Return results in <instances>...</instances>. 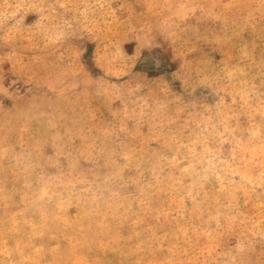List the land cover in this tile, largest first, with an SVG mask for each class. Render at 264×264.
Masks as SVG:
<instances>
[{
  "label": "rangeland",
  "instance_id": "374dc122",
  "mask_svg": "<svg viewBox=\"0 0 264 264\" xmlns=\"http://www.w3.org/2000/svg\"><path fill=\"white\" fill-rule=\"evenodd\" d=\"M0 264H264V0H0Z\"/></svg>",
  "mask_w": 264,
  "mask_h": 264
}]
</instances>
